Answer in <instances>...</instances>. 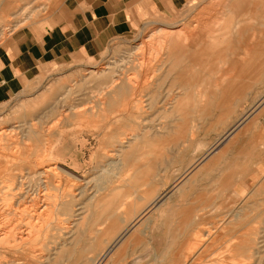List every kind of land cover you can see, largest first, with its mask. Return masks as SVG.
Segmentation results:
<instances>
[{"label": "rangeland", "instance_id": "obj_1", "mask_svg": "<svg viewBox=\"0 0 264 264\" xmlns=\"http://www.w3.org/2000/svg\"><path fill=\"white\" fill-rule=\"evenodd\" d=\"M235 1L239 2L199 0L171 16H151L129 36L114 40L100 60L50 72L0 105V121L10 128L16 126L15 138L23 148L32 143L48 149L40 169H18L24 174L27 170L32 173L47 169L43 175L45 186L33 179V185L41 189L33 186L34 190L45 194L40 196L43 202L35 205L29 199L13 198L10 206L3 207L0 200V213L6 211L4 216L0 214V222L8 220V229L19 223L20 228L16 226L17 231L13 232L18 238L28 227H45L36 217L31 218L34 214L44 210L53 220L42 242L29 243L19 250L1 249L0 264H197L192 248L196 244L201 250L207 249L205 237L209 231L218 228L226 236L215 240L214 246L224 245L231 234L239 233V228L250 233V237L256 230L264 231V177L249 193L234 195L235 198L217 191L194 194L193 198L185 193L179 201L153 208L150 204L157 196L159 184L133 181L134 170L121 173L117 163L124 147L131 144L153 162L162 161L163 167L172 162L173 169L166 173L168 170L163 168L161 175L165 178L170 173L171 183L186 166L205 158L211 168L205 180L214 188L220 184L219 173L226 165L234 166L232 159L239 156L236 147L222 155L228 143L219 144L220 138L246 115H257L258 124L264 125V51L259 50L257 72L250 74L251 80L246 83L252 86L245 85L237 90L240 94L232 92L229 98L217 100L223 97V86L231 75L224 70L243 63L249 37H264V0H243L241 9L233 10L230 6ZM57 2L0 0V45L14 29L44 22ZM32 9L35 12L27 19L26 14ZM229 20V48H207L206 55L201 56L202 51L198 50L202 43L205 47L223 45L221 38ZM94 71L108 73L99 76ZM185 91L193 95L188 114L177 103ZM108 102H114V107ZM217 102L222 107H217ZM256 105L258 109L253 112ZM202 106L208 108L203 113ZM227 106L234 109L221 119L220 109ZM32 122L42 144L29 133ZM143 133L146 138H139ZM150 138L153 139L148 144L142 141ZM260 144L258 150L262 154L264 147ZM232 151L235 155L226 159ZM4 165L0 164V169ZM155 180L159 179L154 177ZM6 183L0 182V186ZM3 195H7L6 199L12 197ZM3 195L0 193V199ZM186 196L191 199L189 207H178L186 202ZM200 198L206 199L207 205L197 208L194 204ZM236 214L241 215L239 219ZM0 227L4 228V224ZM124 231L117 251L98 261L108 242Z\"/></svg>", "mask_w": 264, "mask_h": 264}, {"label": "crops", "instance_id": "obj_2", "mask_svg": "<svg viewBox=\"0 0 264 264\" xmlns=\"http://www.w3.org/2000/svg\"><path fill=\"white\" fill-rule=\"evenodd\" d=\"M198 1L58 0L57 4L51 7L50 14L44 22L14 30L10 37L0 45V105L24 92L36 79L42 76L46 77L50 72H61L70 66L100 60L114 40L129 36L151 16H171L187 4ZM242 1L239 0L238 3L235 1L230 6L231 9H241ZM33 12H35L34 9L30 10L26 14V18H31ZM230 24L229 20L225 26L226 33L221 38L223 45L212 44L205 47L202 43V47L198 50L202 51L201 56L206 55L207 48H218L222 51L229 48L228 41L231 38L230 35L228 36V29ZM201 37L203 38L202 34ZM248 39L251 41L247 46V54L244 56L243 63L232 64L224 70L231 75L228 76V81L223 86V89L226 90L223 97H218L217 100L229 98L232 92L234 95L240 94L237 90L245 88V85L252 86L246 83L251 80H248L251 77L250 74L257 72V58L259 50L264 51V37L259 38L253 35ZM208 55L214 56L215 54L209 53ZM50 93L48 91L47 94ZM181 95L178 96L177 103L188 114L190 110L188 105L193 95L188 91ZM201 98L203 99L202 95ZM107 105L114 107L115 104L108 102ZM229 106L226 109H220L221 119H225L227 114L232 113L234 108ZM217 107H222L221 102H217ZM207 109L202 106V113ZM256 109H258L257 105L253 106V112H256ZM257 119V115H246L220 138L219 144L221 142L228 143L225 150L221 152L222 155L236 147L239 150L237 151L239 156L232 159L235 161L234 166L226 165L223 173H219L220 184L216 187L213 186L214 188H210L211 184L205 180V176L209 175V171H211L205 158L196 165L186 166L171 183H168L170 173L165 177L166 179L161 175L163 168L168 170L166 173L173 169L172 162L169 163L170 166L163 167L162 161L160 163L153 162L148 159L146 153L138 152L131 144L124 147L117 163H119L121 173L128 172L130 169L134 170L133 181L138 179L142 183H151L155 186L159 184L160 188L154 198L156 201L154 208L179 201L181 197L185 196L183 195L185 193L187 196L192 195L193 198L194 194L217 191L230 194L235 198L234 195L241 196L249 193L258 184L259 179L264 177V150L261 152L262 154L258 150L259 140H261V147H264V125H259ZM145 136V133L142 136L138 135L139 138H146ZM152 139L141 140L144 144H148ZM231 155H235L233 151L227 154L226 159L229 160ZM237 161H241V163L237 164ZM106 165L108 166L109 163ZM154 177L159 180L153 181ZM190 197H187L186 202L180 203L181 205L178 207L183 204H186L184 207H189ZM206 201V199L200 198L194 205L197 208L201 205L205 206Z\"/></svg>", "mask_w": 264, "mask_h": 264}, {"label": "bare ground", "instance_id": "obj_3", "mask_svg": "<svg viewBox=\"0 0 264 264\" xmlns=\"http://www.w3.org/2000/svg\"><path fill=\"white\" fill-rule=\"evenodd\" d=\"M15 30V29H14ZM172 33V32H171ZM166 35V34H165ZM176 35V34H175ZM174 34L171 36H175ZM177 35H179L177 33ZM170 36V35H169ZM182 36V34H181ZM187 36V35H186ZM177 37V36H176ZM165 38V37H164ZM179 38L180 35H179ZM182 41V40H181ZM187 43V42H186ZM185 46V45H184ZM187 46H185L186 48ZM202 47V46H201ZM184 48V47H183ZM108 68V67H107ZM110 71V70H109ZM105 73H108L106 71H101V72H95L94 74L97 75H104ZM117 79V78H116ZM188 94V93H187ZM183 95V94H182ZM181 95V96H182ZM43 116V115H42ZM40 119V118H39ZM34 120V119H33ZM37 120V119H36ZM16 123V122H15ZM37 123V122H36ZM16 125V124H15ZM35 123L32 122V130H30V135L32 136V138H39V143L42 144V141L40 140L39 134L38 132L35 130ZM11 126V125H10ZM39 126V125H38ZM16 127V126H15ZM12 126V128L8 127L6 124L4 125V121H0V164L2 165V163H4L5 165L10 163L11 166H5L4 165V169H0V177L4 178V180H1V183H5L7 185H1L0 186V193L3 194H9L11 195L9 198L10 199H6L5 197L7 195L2 196V198L0 199L2 202L1 204L4 206H7L11 203H9V201L13 198L18 199V201H29L32 204H37L38 202H43L44 198L40 197V196H45V194H41V189H35L33 188V179L36 178V182L35 183H40L41 186H45V178H44V174L46 173L47 169L44 171L43 170H39V171H35V172H29V170H27V174L23 173V166H27V169H30L31 171L33 170L32 168L34 167L35 169L37 168H41V165H43L44 163V159L46 158V152L48 151L47 148H45L46 150L43 149V147L41 145H34L32 146V143L30 145H28L26 143V146H21L22 143H20L18 141V139H16L15 137L18 135L17 133V129ZM25 127V126H24ZM39 129V127L37 128ZM40 130V129H39ZM42 132V131H41ZM17 133V134H16ZM44 133V132H43ZM42 133V134H43ZM21 134V133H19ZM23 135V134H22ZM24 136V135H23ZM46 136V135H45ZM26 137V136H25ZM23 138V137H22ZM28 139V138H27ZM25 139V140H27ZM22 141V140H21ZM26 142V141H25ZM32 142V141H31ZM35 142V141H34ZM37 143V142H36ZM34 144V143H33ZM46 144V143H45ZM9 151V152H8ZM48 155V154H47ZM21 163V164H20ZM121 165V164H120ZM22 166V169L20 171H18V169H20L19 167ZM106 170V169H105ZM107 171V170H106ZM103 172V171H102ZM48 175V174H46ZM43 176V177H42ZM39 179V180H38ZM47 180V179H46ZM3 181V182H2ZM35 187V186H34ZM35 187V188H37ZM14 189L16 190V193L12 194L11 191H14ZM40 191V192H39ZM46 198V197H45ZM45 202V201H44ZM156 201L153 200L150 204V207H155ZM57 204V203H56ZM22 205V204H20ZM38 205V204H37ZM12 206V205H11ZM44 206H46V204H44ZM50 207V206H48ZM12 208V207H11ZM32 208V207H31ZM35 208V207H34ZM45 208V207H44ZM4 209V208H3ZM6 209V208H5ZM17 209V208H16ZM40 209V208H39ZM47 209V207L45 208V210ZM122 209V208H121ZM20 211V210H19ZM26 211V210H25ZM24 211V212H25ZM30 211V210H29ZM41 211V210H40ZM44 211V210H43ZM41 211L40 213H38L39 211H37V215L31 218H35L37 219L38 222H43L45 223V227L44 228H39V229H32L30 230L28 227V231L23 234V235H18L19 237L14 238V230H16V226L17 224L19 225V223H15L13 225V227H10V229H8L7 227H5V223H8V220L5 221L6 219H4L5 222H0V225L4 224V228L0 227V253H2L3 251L1 249H11V250H15V249H22V246L27 245L29 243H31L32 245L42 242L43 239L45 238V233L48 231V228L50 226V224L53 222L52 219H50L51 214ZM1 212V210H0ZM6 212V211H4ZM2 212V213H4ZM23 212V213H24ZM58 212V211H57ZM0 213V214H2ZM19 213V212H18ZM22 213V212H21ZM22 213V214H23ZM36 213V212H35ZM27 214V213H26ZM33 214V213H32ZM25 216V214H23ZM22 215V216H23ZM58 215V214H57ZM237 215V214H236ZM1 216H4V214H2ZM31 216V215H29ZM199 216V215H198ZM239 216H241L240 214L237 215L236 218H238ZM244 216H246L244 214ZM12 217V216H11ZM18 217V216H17ZM28 217V216H27ZM54 217V216H53ZM250 217V216H249ZM7 218V217H5ZM22 218V217H21ZM25 218V217H24ZM241 218V217H240ZM243 218V217H242ZM246 218V217H245ZM27 219V218H26ZM239 219V218H238ZM237 219V220H238ZM3 220V219H2ZM29 220V219H28ZM262 220V219H261ZM21 220H19L20 222ZM23 221V220H22ZM33 220H31L32 222ZM36 220V224L38 223ZM247 221V220H246ZM24 222V221H23ZM11 223V221H10ZM13 223V222H12ZM11 223V224H12ZM21 223V222H20ZM25 223V222H24ZM29 223V222H28ZM27 223V224H28ZM34 223V222H32ZM35 224V223H34ZM136 224V223H135ZM7 225V224H6ZM33 225V224H31ZM9 226V225H8ZM21 226V225H20ZM23 226V225H22ZM30 226V224H29ZM38 226V225H37ZM241 226V225H240ZM19 227V226H17ZM43 227V226H42ZM249 227V226H248ZM247 227V228H248ZM259 227V226H258ZM20 228V227H19ZM18 228V229H19ZM31 228V227H30ZM36 228V227H35ZM244 229H246L245 227H242ZM22 229V228H21ZM20 229V230H21ZM25 229V228H24ZM218 229V228H217ZM209 231L207 236L205 237L207 240L206 243V248L204 250H201L200 247H197L196 244L192 249H195L193 252V255H195V262L197 264H264V231H257L256 229V233L253 237H250V233H248L246 230L243 231V229L239 228V233L237 234H231L230 237L226 240L224 245H216L214 246V241L215 240H219L220 238H225L226 236H223V233L218 231ZM23 230V229H22ZM26 230V229H25ZM125 230V229H124ZM17 231V230H16ZM99 231V230H97ZM233 231V230H232ZM127 232V231H126ZM24 233V231H23ZM125 233L121 232L118 235H116L111 241L108 242V246L106 248V250L102 251L97 260L99 261L102 257H104L107 254H110L111 252H115L117 251V249L119 248L118 246V242L120 241L122 235ZM18 234V233H17ZM33 234H35L33 236ZM227 234V233H226ZM253 234V233H251ZM13 239V243L11 241V239ZM131 238V237H130ZM197 240V239H196ZM210 240H213L211 242V244L209 243ZM123 241V240H122ZM201 241V240H200ZM222 241V239H221ZM18 242V243H17ZM20 242V243H19ZM11 243L13 245H11ZM122 243V242H121ZM221 243V242H220ZM218 243V244H220ZM205 245V244H204ZM201 246H203V244H201ZM30 247V246H29ZM33 248V246H32ZM204 248V246H203ZM210 248H212V250H209ZM30 249V248H29ZM7 251V250H6ZM9 251V250H8ZM7 251V252H8ZM36 251V250H35ZM192 251V250H191ZM18 252V251H17ZM16 252V253H17ZM190 252V251H189ZM14 253V254H16ZM5 254V253H4ZM191 254V253H190ZM189 254V255H190ZM6 255V254H5ZM192 255V254H191ZM32 256V255H31ZM205 256V260L202 259ZM1 257V256H0ZM4 257V256H3ZM8 257V256H7ZM6 257V258H7ZM15 257V256H14ZM6 258H4L5 260H7ZM10 258V257H8ZM90 258V257H89ZM12 258H10L11 260ZM4 260V261H5ZM21 260V259H20ZM2 261V260H1ZM15 261V260H14ZM93 261V260H92ZM97 261V262H98ZM191 261V260H190ZM7 262V261H6ZM11 262V261H10ZM96 262V263H97ZM2 263V262H1ZM9 263V262H8ZM13 263V261H12ZM3 264V263H2Z\"/></svg>", "mask_w": 264, "mask_h": 264}]
</instances>
